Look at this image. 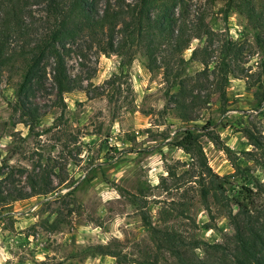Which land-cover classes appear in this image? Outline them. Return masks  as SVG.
<instances>
[{"label":"rangeland","instance_id":"obj_1","mask_svg":"<svg viewBox=\"0 0 264 264\" xmlns=\"http://www.w3.org/2000/svg\"><path fill=\"white\" fill-rule=\"evenodd\" d=\"M192 5L193 15L205 9L211 29L243 47L236 70L253 75L232 77L226 106L222 109L217 95H212L207 106L196 110L195 121L177 118L169 94L178 88H168L162 71L147 70L142 53L123 72L118 55H102L96 49L87 50L85 58L72 54L67 59L69 72L83 78L86 91L67 94L62 109L49 74L48 94L35 99L43 117L32 133L15 110L21 78L4 77L0 180L11 172L23 186L24 169L31 172L38 163L55 165L56 190L0 208V264H146L157 249L143 211L154 226L180 232L189 261L237 264L236 230L227 215L231 209L233 215L239 213L237 201L249 202L243 186L255 192L256 184L264 183V149L254 150L242 133L250 129L264 138V54L244 17L232 11L225 18L223 2L206 6L205 0H194ZM204 45V40H194L184 58L189 60ZM202 70L199 62H190L186 75ZM211 80L201 82L203 97L213 92ZM209 121L214 125L200 133L213 172L233 175L232 159L243 167L230 178L232 184L226 185L219 204L212 197L202 198L195 184V163L176 146L183 137L180 129H201ZM225 149H230V156ZM248 151L253 156L246 155ZM60 178L66 179L63 184ZM134 195L140 199L135 204ZM250 200L248 210L256 213L264 198ZM161 264L178 262L166 253Z\"/></svg>","mask_w":264,"mask_h":264},{"label":"trees","instance_id":"obj_2","mask_svg":"<svg viewBox=\"0 0 264 264\" xmlns=\"http://www.w3.org/2000/svg\"><path fill=\"white\" fill-rule=\"evenodd\" d=\"M193 1L0 0V88L7 74L20 76L15 110L21 123L32 133L43 117L35 99L40 93L48 94L49 74L57 97L56 104L62 109H66L67 94L86 91L83 78L79 75L73 77L69 72L67 59L72 54L85 58L87 50L96 49L102 55H118L123 59L120 68L123 72L138 53H142L147 70L151 73L162 71L168 88H178L177 92L169 95L181 122L195 121L193 115L196 110L207 106L212 95H217L223 109L229 102L227 86L231 78L253 75L236 70L243 47L214 32L207 22L205 9L193 15ZM217 1L224 3L226 19L232 11L245 18L247 28L254 33L256 47L264 54V0H205V4L211 6ZM194 40H204L205 45L194 50L191 58L186 60L184 53ZM190 62H199L203 66V70L193 77L186 75V66ZM204 78H212L209 83L213 87L211 95L205 97L201 95ZM213 125L214 122L209 121L207 127L201 129H180L183 137L176 146L195 163V184L200 188L202 198L212 197L215 204H219L221 196L226 195V185L232 184L230 178H234L243 167L232 159L233 175L221 177L213 172L204 153L200 133V130L206 131ZM242 133L254 150L264 149L262 135L258 137L250 129H244ZM225 152L231 155L230 149H225ZM245 153L253 156L251 151ZM54 166L38 163L31 172L24 169L20 172L21 177H26L23 186L17 184L13 173L2 174L5 178L0 180V208L54 192ZM65 180L60 178V184ZM241 190L252 200L264 198V183H257L255 192L244 186ZM250 199L248 203L237 201V215H233L228 203L231 210L227 216L236 230L237 264H264V201L259 209L255 208L258 209L256 213H251L248 210ZM139 201L138 195H134L132 202ZM168 212L172 214L170 210ZM185 212L183 210L182 214ZM141 217L157 249L154 256L147 258L146 264H161L166 253L178 264H195L182 250L184 240L176 228L154 226L145 211ZM103 254L119 258L112 251H104Z\"/></svg>","mask_w":264,"mask_h":264}]
</instances>
